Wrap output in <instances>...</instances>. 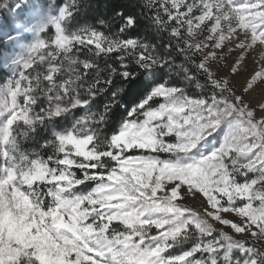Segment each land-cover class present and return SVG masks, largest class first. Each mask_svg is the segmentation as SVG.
Wrapping results in <instances>:
<instances>
[{
    "label": "snow or ice",
    "instance_id": "snow-or-ice-1",
    "mask_svg": "<svg viewBox=\"0 0 264 264\" xmlns=\"http://www.w3.org/2000/svg\"><path fill=\"white\" fill-rule=\"evenodd\" d=\"M90 10L0 0V264H264V0Z\"/></svg>",
    "mask_w": 264,
    "mask_h": 264
},
{
    "label": "trees",
    "instance_id": "trees-1",
    "mask_svg": "<svg viewBox=\"0 0 264 264\" xmlns=\"http://www.w3.org/2000/svg\"><path fill=\"white\" fill-rule=\"evenodd\" d=\"M84 2L90 4L91 10L90 11H81L79 15L80 22L86 21L89 24L95 23V17L101 16L102 18L106 19L108 21V24L111 26L110 28L105 27L104 31H116L119 28L120 22L118 20L113 19L112 17V9L114 6L119 5H125L128 4L130 6H134L137 3V0H84ZM137 13H140V9L137 8ZM140 22L141 26L135 30L130 31V35L135 36L137 33L140 34L141 38H143L145 35L148 36L149 39H156V37L150 32L147 31L143 25L145 24V19L143 15H140ZM101 66H103V61H98ZM167 70H165V73H162L161 75H166ZM191 93L196 92L195 89L189 90ZM108 99V94L105 93L98 97L96 101V107L97 109L102 107L103 104ZM35 147V144L33 142H30L26 148L27 150H31V148Z\"/></svg>",
    "mask_w": 264,
    "mask_h": 264
},
{
    "label": "rangeland",
    "instance_id": "rangeland-1",
    "mask_svg": "<svg viewBox=\"0 0 264 264\" xmlns=\"http://www.w3.org/2000/svg\"><path fill=\"white\" fill-rule=\"evenodd\" d=\"M262 54H264V47H261L259 45H257L255 49L250 50L249 55L241 66L239 74L233 77L234 83L238 85V95L242 94V89L246 81L249 80L256 71H259L262 65H264V59H261ZM228 63L231 64L232 59H229ZM227 72L228 69L224 68L221 74H227ZM10 75L11 73L8 70L7 66L0 67V84L6 82ZM261 99H264V80L257 81L253 88L245 95V100L249 101L253 106L258 103ZM29 143L30 142L23 143L22 147L24 149H28L26 147ZM189 203H192V201H189ZM192 206L197 207L198 202L192 203ZM225 231H228V229H225ZM237 238L239 239L241 237Z\"/></svg>",
    "mask_w": 264,
    "mask_h": 264
}]
</instances>
